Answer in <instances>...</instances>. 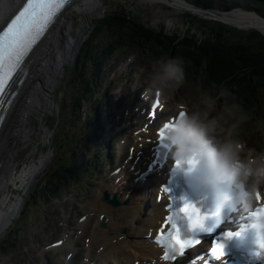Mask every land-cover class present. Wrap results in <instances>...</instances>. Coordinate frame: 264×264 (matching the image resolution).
I'll use <instances>...</instances> for the list:
<instances>
[{"label":"rangeland","instance_id":"rangeland-1","mask_svg":"<svg viewBox=\"0 0 264 264\" xmlns=\"http://www.w3.org/2000/svg\"><path fill=\"white\" fill-rule=\"evenodd\" d=\"M176 1L162 0L151 3L144 0H104L100 13L89 18H84L77 9L72 11V29L67 33L66 42L60 47L58 61L63 63L66 57L69 59L60 66L59 71L53 73L56 75L55 78L50 79L47 89L42 92L40 103L32 111L12 166L14 170L15 167L20 168V170L14 176L13 169L9 172L6 178L8 185L0 195V207L8 197H11L7 210L13 206L19 208V213L15 215V219L0 232V264H48V262L50 264H76L87 256L86 244L89 240L87 233H89L90 224H86L84 227L79 226V224L85 221L87 213L90 212L88 201L97 192L99 184L107 177L108 173L114 171L120 145L133 131L130 126L139 124L138 115L140 113L135 112L138 109V104H136L138 99L134 105L129 104L130 111L129 105H126L133 96L142 99L143 94L146 93L148 76L155 60L159 59L160 56L162 58H176L169 56L165 49H162L164 53L161 50L153 53L152 50L132 48L134 45L119 46L115 42L120 41V33L110 31L105 34V31H102V36L97 38L96 44L105 47L114 45V48L110 50V57L107 56L106 68H104L107 72L100 77V81L105 80L112 87L113 105L109 110V116L103 113L104 118L109 119V125L107 132L101 139V141H105L106 145L104 146L106 147L108 143H113L112 154H103L97 146L87 143L88 125L85 129L82 128V122L87 123L85 118L93 113L90 101L93 102L95 97L104 91L98 83L93 88L88 101L83 105L82 112L78 111L76 114V119L70 117V112H63L62 115L66 121L60 122L58 130L56 128L48 130L45 120L48 119L50 123L53 121V117L57 116L58 112L60 113L62 100L66 99L68 94L66 83L71 76L68 75L66 69L72 67L73 64L79 65L76 62L79 47L93 33L99 19L111 14V12H116L115 10L120 11L122 9L121 12L136 16L142 24L145 23L146 26L157 29L158 32H164L168 38L178 36V39H183L188 31V34H194L201 38L214 33L211 27H218L219 24L233 31V33H226L225 37L232 42L247 41L248 38L245 39V37L252 32H258L264 36V33L259 29L246 28L234 22H228L219 16L247 12L257 14L264 19V14L261 15L252 11V9L254 10L253 7L258 5L253 0H210L213 4L212 13L199 10L197 5H201V3L197 0L192 2L196 7L188 2L191 7H194H192L193 9L189 8V5L187 6L186 0H178L184 2L185 6L175 3ZM192 16L199 17L208 27H205L203 22H195L191 18ZM209 23L211 24L209 25ZM123 34L125 41L130 42L128 33ZM176 43L174 42L175 45ZM82 70L83 68H81ZM91 77L92 74L89 75L88 73L87 76H83V82L80 86L79 76L76 83L71 85L75 96L78 94L79 88L82 90L81 93L84 92L87 79ZM110 80L115 81L110 83ZM64 89H66V95ZM203 94L218 96V94L214 95L213 90L210 91L201 80L194 82V78L184 74L183 81L166 97L169 103L167 107L170 108L165 112H172L176 110L175 106L183 103L191 109ZM258 97L260 102L254 103L252 106L254 110H251L254 111V115H248L245 108L242 109L247 119L238 129V138L249 148L255 149L257 147L256 151H260L259 149L264 147V127L260 132H252L253 120L264 123V93H258ZM225 100L228 102L227 98H217V111L220 110ZM258 117L260 119H257ZM85 144L88 147H85ZM83 157L81 164H85V166L83 170H77L74 182L65 184L64 188L56 191L52 198L44 195V189L38 188L42 182L40 181L41 178L44 179L48 169L53 166L61 168L66 164L71 166L70 162L74 160L80 162ZM44 160H46V165L42 171H39ZM75 164L80 165L79 163ZM14 180H17L16 184L13 183ZM35 192L37 193L36 198L32 201V211L24 220L27 207L30 206V203L25 205V202L31 197L30 194ZM21 221L24 224L19 227ZM66 235H71L73 245L64 250L50 249L54 242L60 241ZM69 254H73L71 260L67 259ZM94 260H96L95 255L92 261Z\"/></svg>","mask_w":264,"mask_h":264},{"label":"bare ground","instance_id":"bare-ground-1","mask_svg":"<svg viewBox=\"0 0 264 264\" xmlns=\"http://www.w3.org/2000/svg\"><path fill=\"white\" fill-rule=\"evenodd\" d=\"M20 1L0 0V25ZM144 1L155 3L162 0ZM103 3L104 0H73L71 7H66L61 12L50 31L28 58L26 78L19 88L0 132V195L8 185L6 178L13 169L20 140L30 121L32 111L40 103L42 92L47 89L50 79L55 78L56 75L53 73L59 71L60 66L69 59L66 57L63 63L58 61L60 47L66 42L67 33L72 29V11L77 9L84 18H89L100 13ZM175 3L184 6L187 4L189 8L193 7L188 1L185 4L177 0ZM219 16L228 22H234L246 28H256L264 33V19L257 14L243 12V14L231 13ZM149 96L150 94L146 93L144 101ZM132 103L129 100L126 106ZM166 103L167 98L164 97L163 104L158 108L161 114L164 109L170 108L167 107L169 103ZM186 107L189 108L183 103L177 106V109H186ZM128 108L130 111V105ZM143 108L142 105L139 111ZM151 120V117L146 119L143 115H139L140 124L130 126L133 131L130 136L127 135L125 143L119 148L117 161V167H120L119 172L108 173L99 184L97 192L88 201L90 212L87 213L85 221L79 224L81 227L90 224V230L87 233V238H89L86 244L87 256L83 264L92 263L94 255L96 264H165L161 260L162 250L151 242L157 229L165 222L166 198L157 199V193H161L159 187L160 182L164 180V170L157 169L147 181H136L155 155L154 145L159 125H157L158 121L151 123ZM45 165L46 160L41 163L39 171H42ZM105 194H108L109 198L116 195L121 204L111 206L106 202ZM18 213L19 208L16 206L7 212L4 210L0 212V232L15 219ZM100 224L103 225L102 229ZM71 238V235L64 236L59 249L64 250L73 245Z\"/></svg>","mask_w":264,"mask_h":264},{"label":"trees","instance_id":"trees-1","mask_svg":"<svg viewBox=\"0 0 264 264\" xmlns=\"http://www.w3.org/2000/svg\"><path fill=\"white\" fill-rule=\"evenodd\" d=\"M193 1L195 0L191 2ZM197 1L201 3V5L197 6L205 9H213V4L210 0ZM253 2L258 4L256 7H253L254 11L261 15L264 14V0H253ZM115 11L97 21L93 33L81 46L76 61L79 65L73 64L72 67L66 69V72L71 77H69L66 83V88L68 89L67 95L66 89H64L66 99L64 98L62 100V112L69 110L70 117L75 119L76 114L78 111L80 112L83 103L89 98L93 88L96 87L97 83L98 85L100 84L99 78L103 69L104 58L110 54V50L114 48V45L112 47H105L103 45H97L96 41H98V37L102 36V31H105V34L112 31L114 33H120V41L115 42L119 46L127 47L134 45L135 48L152 50L153 53L165 49L169 56H174L182 61L184 74L190 78H194V82L201 80L210 91L213 90L214 95L218 94L221 88L227 90L229 93L228 97H226L228 103L234 102L241 109L245 108V112L248 115L254 113V111H251L253 104L260 102L258 93H264L263 35L258 32H252V34L245 37V39L248 38L247 41L232 42L225 37L226 33H233V31L219 24L218 27H211L214 33L201 38L194 34H188L189 31L186 32L183 39H178V36L168 38L164 32H158L157 29L146 26L144 22L142 24L136 16L134 17L126 12H121L122 9ZM191 18L195 22H203L197 16H192ZM203 23L205 27H208L205 22ZM125 32L128 33V37L130 38V42L128 43L125 41V35L123 34ZM174 42H177L176 45ZM160 58L162 57L160 56ZM81 68H83L82 71ZM87 73L89 75L92 74V77L87 79L86 88L83 89L84 92L81 93L82 90L79 88L78 94L75 96L74 89H71V85L75 84L80 76L78 80H80L81 86L83 76H87ZM100 103L101 100H98L99 105ZM99 112L100 110L97 108V113ZM97 113L89 115V121L87 122L91 123V118L97 120ZM42 120L44 121L45 119ZM63 120L66 121L65 119ZM45 122L48 125H52L50 127L51 129L58 128L60 118L57 116L51 123L48 119ZM88 132H91V135L86 137V140H90L89 142L93 144L94 142L96 143V137L101 132L100 127L95 121L91 125H88ZM85 147H88V145L85 144ZM83 159L84 157L80 159V162H77V160L70 162L71 166L70 164L63 165L61 168L50 166L51 168L47 170L38 188L44 189V195L52 198L56 191L76 179L77 170L80 171L85 166V164H81ZM71 160L73 159L71 158ZM75 163H79L80 165ZM32 197L35 198V195L33 194Z\"/></svg>","mask_w":264,"mask_h":264},{"label":"clouds","instance_id":"clouds-1","mask_svg":"<svg viewBox=\"0 0 264 264\" xmlns=\"http://www.w3.org/2000/svg\"><path fill=\"white\" fill-rule=\"evenodd\" d=\"M184 79L182 61L163 57L153 62L146 91L167 97ZM229 93L221 88L217 97L203 94L191 109L163 128L173 155L181 161L203 166L204 184L212 197L224 195L233 211L252 217L256 246L264 251V150L247 147L238 129L247 119L241 107L226 100L216 110L217 98ZM259 196V200L257 197Z\"/></svg>","mask_w":264,"mask_h":264},{"label":"snow or ice","instance_id":"snow-or-ice-1","mask_svg":"<svg viewBox=\"0 0 264 264\" xmlns=\"http://www.w3.org/2000/svg\"><path fill=\"white\" fill-rule=\"evenodd\" d=\"M73 0H24L23 6L11 18L5 27L0 29V108L7 110V104L11 101L9 95L15 96V92H10L12 86L16 84L13 75L20 68L24 57L29 53L33 45L45 34V31L53 23L54 18L61 9L71 7ZM11 81V84L9 83ZM159 95V94H157ZM181 111L179 115H183ZM152 119H156L153 112ZM5 116L0 114V126L3 125ZM168 124H165L166 127ZM159 135V132L157 133ZM259 200V196L257 197ZM182 211L192 221L194 228L202 226V217L190 205H186ZM257 215H264V206L257 210ZM229 236L232 234L229 233ZM238 235V234H237ZM175 244L179 246L181 253L186 247L175 236ZM196 243H199L196 241ZM264 247V243L261 244ZM223 245L213 242L211 251L217 256L222 255ZM175 252V248L173 249Z\"/></svg>","mask_w":264,"mask_h":264},{"label":"water","instance_id":"water-1","mask_svg":"<svg viewBox=\"0 0 264 264\" xmlns=\"http://www.w3.org/2000/svg\"><path fill=\"white\" fill-rule=\"evenodd\" d=\"M204 11L209 12V13H212L211 11H208V10H204ZM106 198H108L107 195H106ZM113 204H118V203H116L115 201H113Z\"/></svg>","mask_w":264,"mask_h":264}]
</instances>
